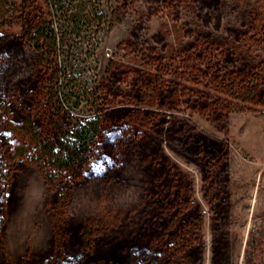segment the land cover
I'll return each mask as SVG.
<instances>
[{"label":"rangeland","instance_id":"obj_1","mask_svg":"<svg viewBox=\"0 0 264 264\" xmlns=\"http://www.w3.org/2000/svg\"><path fill=\"white\" fill-rule=\"evenodd\" d=\"M90 1L77 102L24 36L47 0H0V264H264V0ZM92 117L50 180L34 131Z\"/></svg>","mask_w":264,"mask_h":264},{"label":"trees","instance_id":"obj_2","mask_svg":"<svg viewBox=\"0 0 264 264\" xmlns=\"http://www.w3.org/2000/svg\"><path fill=\"white\" fill-rule=\"evenodd\" d=\"M47 2L50 8L49 17L42 18L40 22L30 23L23 30L24 36L35 52V67L38 69L47 67L53 71L51 80L59 81L62 100L75 99L79 102L86 96L87 91L78 89L70 74V72L74 73L77 60L81 58L77 49L79 54L85 57L93 56L91 51L99 40L81 37L78 24L81 21L88 23L98 22L101 19L94 17L93 13L97 7L95 8L90 0L86 7L83 6V0H47ZM50 17L54 18V22ZM81 17L85 18L82 20ZM59 55L62 59L56 64L54 60ZM96 127V118L92 117L79 122L70 130H59L55 127L52 134L34 131L32 140L36 145L34 152L50 170L48 173L50 180L56 176L54 170L75 171V168L86 161L91 151ZM246 137L253 143H258L260 140V135L252 131H247ZM17 149L22 151L25 145ZM240 217H237L234 229L235 234L242 237L244 232L239 226V221L242 220Z\"/></svg>","mask_w":264,"mask_h":264}]
</instances>
